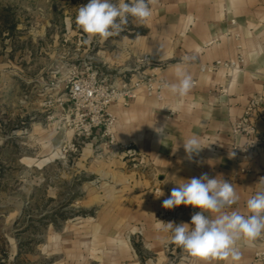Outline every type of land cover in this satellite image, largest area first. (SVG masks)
Here are the masks:
<instances>
[{"label": "rangeland", "instance_id": "obj_1", "mask_svg": "<svg viewBox=\"0 0 264 264\" xmlns=\"http://www.w3.org/2000/svg\"><path fill=\"white\" fill-rule=\"evenodd\" d=\"M88 2L0 0V264H145L151 257L139 226L123 231L124 186L109 184L97 167L112 159L154 173L153 162L131 143L117 145L131 144L135 155L118 151L104 126L79 135L82 119L100 105L73 92L77 83L94 79L96 86L118 88L124 76L136 77L138 59L147 53L129 66L121 57L111 63L109 38H90L76 23L79 7ZM135 98L109 103L114 126L112 107H128ZM229 137L232 153L233 145L247 139L237 142L231 129ZM260 138L255 148L263 144ZM253 150L235 157L247 159ZM116 169L122 174L126 166ZM162 209L159 220L177 216H160ZM116 214L120 218L111 223Z\"/></svg>", "mask_w": 264, "mask_h": 264}, {"label": "crops", "instance_id": "obj_2", "mask_svg": "<svg viewBox=\"0 0 264 264\" xmlns=\"http://www.w3.org/2000/svg\"><path fill=\"white\" fill-rule=\"evenodd\" d=\"M151 7L153 14L146 22L130 19L123 33L109 37L108 58L112 63V57H121L129 66L135 56L147 53L164 66L161 72L169 83L177 82L179 67L193 76L195 86L182 98L166 90L162 101L140 91L128 107H112L117 117V144H133L152 160L154 173L147 169L139 172L126 161L114 163L112 159L97 171L108 176L109 184L124 186L123 231L134 225L143 230V248L151 255L145 264H206L171 243L170 232L161 224H190L192 216L177 214L162 220L156 216L172 188L178 187L175 181L198 178L203 173L233 184L240 200L230 210L246 214L247 199L264 191V183H260L264 179V0H154ZM239 52L244 59L235 70L201 69V64L217 59H235ZM185 55H196V60L183 63ZM253 99L258 104L251 122L263 144L247 159L230 157L232 123ZM153 125H165L167 135L158 136L150 127ZM193 135L204 148L189 160L183 141ZM244 139L238 136L236 141L242 143ZM116 164L126 166V170L120 174ZM160 191L163 195L157 197ZM116 217L120 218L116 214L110 222L116 223ZM240 251L238 264H264V235L252 247L241 244ZM207 264L228 262L212 260Z\"/></svg>", "mask_w": 264, "mask_h": 264}, {"label": "clouds", "instance_id": "obj_3", "mask_svg": "<svg viewBox=\"0 0 264 264\" xmlns=\"http://www.w3.org/2000/svg\"><path fill=\"white\" fill-rule=\"evenodd\" d=\"M154 0H89L78 9L76 23L92 37L107 39L123 31L129 20L146 22L153 14ZM196 60V55H185L183 63ZM177 82L163 83L162 87L178 97L187 96L195 86L193 76L179 67L176 69ZM158 136L167 135L166 127H155ZM189 160L199 155L202 148L199 137L193 135L183 141ZM230 157L235 153H230ZM178 187L171 190L162 207L174 209L180 205L200 209L191 217V223L161 222L163 230L170 232V242L192 257L210 262L227 261L238 264L242 258L240 245L252 247L264 235V191H258L246 201V214L230 210L238 203L240 196L233 184L221 177L209 178L207 173L189 180L175 181ZM260 183H264L261 179ZM163 195L160 191L157 197ZM160 225H158L159 227Z\"/></svg>", "mask_w": 264, "mask_h": 264}, {"label": "built area", "instance_id": "obj_4", "mask_svg": "<svg viewBox=\"0 0 264 264\" xmlns=\"http://www.w3.org/2000/svg\"><path fill=\"white\" fill-rule=\"evenodd\" d=\"M232 23H235V20H231ZM235 38L238 39L239 35L234 34ZM238 47H241L238 44ZM244 56L240 52L237 60L235 61H223L216 60L212 64L202 65L203 70H215L219 68H234L239 66L243 62ZM161 67H159L154 59L149 55H144L138 59V63L134 71L137 73L135 78L123 77L120 82V86L115 88V86H96V80L90 82H79L75 85L73 90L74 95L80 99L83 98L84 101H87L89 104L93 105L95 102H98L100 107L97 108L95 105V114L91 116H85L81 122V125L78 128L79 135L89 136L92 134L94 129L104 126V135L110 137V143L116 144L115 136L113 133L114 126V115L108 111L107 106L111 102L117 100H125V103L135 98L137 96V91L143 88L148 96H153L159 100L163 99L165 88L162 87V84L165 83L164 79L161 76ZM127 101V102H126ZM258 100L253 99L251 103L245 108L243 114L235 120L231 127V134L233 136H244L246 142L244 145L240 146L235 144L232 146V150L235 153H246L250 150H253L257 145L261 143L260 135L258 134L255 126L251 122V114L254 108L257 106ZM118 151H123L129 155H135L136 149L131 144H120L117 145ZM198 208H193L192 206L180 205L174 209H165L163 208L160 212V216H167L168 214H178L186 213L190 214L191 212H197Z\"/></svg>", "mask_w": 264, "mask_h": 264}]
</instances>
